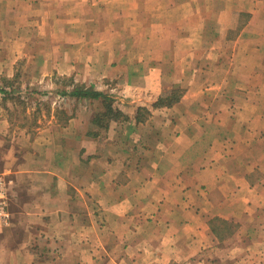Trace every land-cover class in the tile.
<instances>
[{
	"label": "crops",
	"instance_id": "0c3cea01",
	"mask_svg": "<svg viewBox=\"0 0 264 264\" xmlns=\"http://www.w3.org/2000/svg\"><path fill=\"white\" fill-rule=\"evenodd\" d=\"M19 58L31 85H109L127 119L0 137V264H264V0H0V91Z\"/></svg>",
	"mask_w": 264,
	"mask_h": 264
},
{
	"label": "rangeland",
	"instance_id": "374dc122",
	"mask_svg": "<svg viewBox=\"0 0 264 264\" xmlns=\"http://www.w3.org/2000/svg\"><path fill=\"white\" fill-rule=\"evenodd\" d=\"M19 58L13 67V72L10 77L3 75V88L0 91V137L10 139L12 134L20 131L18 125L32 126L34 133L37 127L43 122H64L74 116V112L83 106V121H86V108L90 106L96 108H103L100 102L91 101L90 103L75 102V99L63 94V91H71L76 85L84 84L85 86L93 84L95 89L100 91H109L107 86L94 83H85L76 81L73 76H61L53 73L50 76L49 84H32L26 81V74L29 73L34 67H27L24 63L26 59L20 60ZM7 77V78H6ZM25 77V78H24ZM176 88H173L174 90ZM180 90V88H178ZM176 89V93L180 92ZM169 91V90H168ZM171 90L164 96L169 98ZM108 94V93H107ZM81 104V105H80ZM115 106V104H113ZM78 107V108H77ZM104 120V119H103ZM122 120V119H121ZM126 120V119H125ZM122 120V121H125ZM4 121V122H3ZM99 127V126H98ZM98 134L100 140L103 141L105 130H86ZM2 170V163L0 160V171ZM11 198V197H10ZM16 207L14 208V210ZM16 212V210H15ZM21 225V224H20ZM20 225L16 229V239L20 238L23 234V229ZM5 228L0 230V240L2 243L9 245L12 241V234L8 233ZM6 230V231H5Z\"/></svg>",
	"mask_w": 264,
	"mask_h": 264
},
{
	"label": "trees",
	"instance_id": "16d2710c",
	"mask_svg": "<svg viewBox=\"0 0 264 264\" xmlns=\"http://www.w3.org/2000/svg\"><path fill=\"white\" fill-rule=\"evenodd\" d=\"M178 89V88H176ZM176 89L171 90V94L167 95L170 96L167 98L166 96L160 97L156 103L155 106H162L164 104L169 105L172 102H174L178 96L181 95V90L178 89L176 93ZM69 95L78 97V98H87V99H98V101L102 104L103 108L102 110L96 112L92 120L95 122V124L99 127L106 128L108 125V122H110V119L114 120H125L127 119V116L124 115L116 106H113L114 102L113 99L108 95L107 93H104L103 91L95 89L94 85H88L85 86L84 84L76 85L71 91H67ZM63 94H66L65 91H63ZM148 111L146 108H138L135 113V119L136 120H143L144 117H146L148 114ZM104 119V120H103Z\"/></svg>",
	"mask_w": 264,
	"mask_h": 264
},
{
	"label": "built area",
	"instance_id": "2783aa9c",
	"mask_svg": "<svg viewBox=\"0 0 264 264\" xmlns=\"http://www.w3.org/2000/svg\"><path fill=\"white\" fill-rule=\"evenodd\" d=\"M11 184L12 179L9 173L0 171V228L7 226L10 222L9 200Z\"/></svg>",
	"mask_w": 264,
	"mask_h": 264
}]
</instances>
